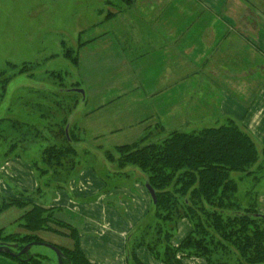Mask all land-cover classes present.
I'll return each instance as SVG.
<instances>
[{
    "label": "rangeland",
    "instance_id": "rangeland-1",
    "mask_svg": "<svg viewBox=\"0 0 264 264\" xmlns=\"http://www.w3.org/2000/svg\"><path fill=\"white\" fill-rule=\"evenodd\" d=\"M161 1L0 0V74L7 80L5 88L0 84V166L19 158H8L16 154L30 162H38L44 148L64 144V130L68 127L72 139L76 141L74 148L79 154L73 158H77L80 164L76 165L73 172L68 166L62 169L65 175L68 172L66 176L76 175L88 166L100 172L99 175L110 189L119 185L131 186L136 181L145 186L146 173L141 169L134 166L119 167V147L158 143L177 130L190 132L193 128L219 127L227 125L231 119L243 128L242 114H218L216 107L222 100H234L239 102V113L244 110L243 106L248 104L258 90L259 85L253 78L263 73L262 58L257 56V51H246V42L241 36L231 35L232 40L223 41L210 59V69L213 71L206 68L202 77H194V69L187 64L183 65V55L169 43H163L153 31L157 21H160L157 19L160 12L163 7H167V2ZM248 1H228L223 9L234 16L235 23L231 18L227 20L230 25L236 28L252 27L254 29L250 28L249 32L254 37L256 26L264 25L263 19L260 25L257 19L259 10L264 12V0ZM166 45L169 50L164 49L162 53L169 56L165 58V62L169 64L170 79L169 83L165 81L164 65L163 85L159 80V99L154 100L155 110L163 113L144 117V106L137 101L140 99L115 98L121 85L119 73L124 64L123 59L125 57L135 71H141L143 60L146 59L147 62L152 53L161 55V48ZM68 52L69 57L66 56ZM209 75L216 77L217 81L208 79ZM137 77L145 89L153 82L149 77ZM199 79L205 82L200 84ZM166 83L171 95H178L180 92L179 95L186 97V100L171 97L169 114L165 113V104L161 105V100L164 99L165 102V98L162 97L160 86L166 90ZM100 85V89H97ZM200 86L205 90L202 99L195 98L201 92ZM72 88L83 91L89 88L91 92L111 95L112 98L108 99L109 102L104 107H107L106 113L100 118L95 114L97 112L88 113L87 105L90 101L87 96L91 95L89 90L86 97L84 94V99L78 92L69 95L70 97L61 92ZM104 89L106 91H101ZM206 96L213 98L210 100ZM223 96L226 97L222 99ZM182 101H186V105L177 109L176 104ZM99 121L104 122L105 126L101 134L93 128ZM117 124L123 128L113 131L112 126ZM255 142L260 154V164L255 165V169L262 166L257 173V177L261 175V179L257 184L252 178L241 183L239 199L244 204L264 188V144L256 139ZM7 151L10 152L5 157ZM40 177L38 179L43 183L48 178L44 174ZM232 177L239 179L241 176L233 174ZM63 178L61 181L66 180ZM53 182L57 180L54 179ZM50 189L55 188L50 186L45 190ZM22 197L10 198L0 194V204L13 199L22 205H14L0 215L4 234L11 236L6 244L26 247L34 238L73 252L75 244L68 228L51 224L52 222L47 225L51 231L24 228L26 220L23 216L34 206L40 205L36 203L39 200L37 196ZM148 217L149 215L144 221ZM155 223V219L150 218L143 228H139L138 233L153 230L148 226ZM189 223L192 232L193 224ZM143 240L149 242L151 237L147 236ZM30 252L39 255L45 264H59L56 253L44 245H34ZM181 255L184 254L179 253L177 258ZM228 257H224V262L235 264L234 259L228 260ZM72 259V264L83 263L78 254Z\"/></svg>",
    "mask_w": 264,
    "mask_h": 264
},
{
    "label": "trees",
    "instance_id": "trees-1",
    "mask_svg": "<svg viewBox=\"0 0 264 264\" xmlns=\"http://www.w3.org/2000/svg\"><path fill=\"white\" fill-rule=\"evenodd\" d=\"M69 54L66 56L69 57ZM6 81L0 74L3 88ZM74 89L77 88L61 92L69 96L77 93ZM81 98L84 99V95L81 94ZM228 121L227 125L219 127L193 128L190 132L177 130L158 143L145 146L137 143L117 149L121 155L119 167L134 166L145 172V180L155 190L157 198L156 203L152 201L153 208L148 217V220L156 221L148 226L153 230L139 234V228L148 220L143 221L129 240V256L134 264H140L135 257V251L140 247L149 249L156 259L165 264H182L177 258L179 253L204 258L208 264H226V256L230 257L228 260L234 259L235 264H264V216L257 210V193L248 203L244 204L239 199V186L243 181L252 178L257 184L261 179L257 173L262 166L258 165V170L255 169L260 161L258 146L244 127L237 126L233 119ZM64 136L62 146H48L38 162L29 161L37 178L40 179L43 174L48 176L49 182L39 183V192L50 186H62L72 177L66 176L68 172L65 175L62 169L68 166L73 172L80 164L77 158H73L79 154L69 129L67 136L65 128ZM11 157L22 158L17 154L8 158ZM233 174L241 177L235 179ZM61 178L66 180L61 181ZM54 179L57 182H53ZM14 205L20 206L21 203L12 199L0 204V215ZM23 219L26 220L24 228L28 230L51 231L47 227L51 222L68 228L75 245L73 252L59 248L64 255L63 264H72L75 254L79 255L82 264H91L79 250L75 230L56 219L53 210L34 206ZM183 219H188L194 230L179 247H175L172 239ZM147 236L151 237L149 242L143 240ZM10 238L0 225V244L8 245L6 240ZM40 243L46 242L32 238L28 244ZM16 246L11 250L15 255H4L20 264H45L37 254H20L25 247Z\"/></svg>",
    "mask_w": 264,
    "mask_h": 264
},
{
    "label": "crops",
    "instance_id": "crops-1",
    "mask_svg": "<svg viewBox=\"0 0 264 264\" xmlns=\"http://www.w3.org/2000/svg\"><path fill=\"white\" fill-rule=\"evenodd\" d=\"M233 0H162L167 2V7H163L160 17L157 19V25L153 27L156 36L170 44L181 55H183V65H189L193 68L194 77L203 75V70L210 69V59L223 41H231V35L241 36L246 42V51H257V56L262 58L264 68V25L256 26L254 35L249 32L252 27L236 28L230 25L229 18L234 22V16L230 11L224 10V4ZM243 1V0H242ZM259 2V0H253ZM246 2H249L246 0ZM220 5V6H219ZM249 19V18H248ZM259 25L264 20V12L259 10L257 14ZM225 23V24H223ZM235 23V22H234ZM224 25V26H222ZM254 28H252L253 30ZM251 36V37H250ZM228 38H230L228 40ZM169 50L167 45L161 48V52L152 53L149 58L141 63V71H135L125 57L123 67L120 70L119 77L121 85L117 90L115 98H138V103L144 106L142 115H155L159 110H155L154 100L159 99L157 84L161 80L163 85V76L165 72L166 80L169 83V64L165 62L168 54L164 55L162 51ZM155 54V55H154ZM166 65L165 71L163 70ZM139 66V67H140ZM261 67V66H260ZM164 71V72H163ZM208 74V71L206 72ZM137 75L144 79H151L153 82L150 87L144 88L140 85ZM124 76V77H123ZM210 78L217 81V78L209 75ZM134 77V79H133ZM151 77V78H150ZM142 79V80H144ZM250 79V78H249ZM247 79L248 81H250ZM185 82L188 80L183 79ZM259 85L256 95L248 101V104L240 103L244 107L239 113V102H230L222 100L216 107V113L224 115L242 114L241 122L243 127L249 131L253 137L264 144V69L261 75L253 78ZM117 81V80H116ZM200 84L205 80L199 79ZM160 82V83H161ZM162 88L161 105L165 104V113L170 112V98L176 97L186 100L185 95H174L170 93V88ZM97 86V89H100ZM87 90L90 91L88 88ZM87 90L85 97L87 96ZM101 91H106L101 90ZM180 91V90H179ZM200 94L195 98L202 99L205 91L200 86ZM184 92V91H183ZM87 105L88 113L97 112L98 117L106 113L105 104L109 102L111 95L105 93L91 92ZM165 93V94H164ZM185 93V92H184ZM113 95V94H112ZM105 96V97H104ZM210 97V100L213 98ZM226 97L223 96L222 99ZM112 98V97H111ZM107 100L103 101L102 100ZM100 100V101H99ZM125 100V99H123ZM152 101V102H151ZM185 106L186 101L178 102L176 107ZM97 106V107H96ZM212 108V107H211ZM142 109V108H141ZM173 110V108H172ZM113 131H120L122 125L112 126ZM192 127V125H189ZM94 130L103 132L105 130L104 122H97ZM104 136V135H103ZM100 138V136H99ZM129 143V142H128ZM94 167H85L78 171L75 176L70 177L63 185L50 190L39 189V179L30 162L23 158H14L3 163L0 166V194L10 198L38 197V205L54 211L56 219L64 222L76 232L77 242L80 252L91 264H134L129 256V240L136 233L137 228L143 223L149 215L152 206V198L144 185L133 182L131 186H117L110 189L108 184L99 175ZM257 210L264 216V188L257 192ZM192 227L188 220H182L172 240L175 247L180 246L182 241L191 233ZM68 238V237H67ZM73 242V241H72ZM135 257L140 264H165L156 259L146 247L137 248ZM182 264H208L206 259L181 255L179 258ZM0 264H20L13 258L0 253Z\"/></svg>",
    "mask_w": 264,
    "mask_h": 264
},
{
    "label": "water",
    "instance_id": "water-1",
    "mask_svg": "<svg viewBox=\"0 0 264 264\" xmlns=\"http://www.w3.org/2000/svg\"><path fill=\"white\" fill-rule=\"evenodd\" d=\"M74 91L78 92V93H81L82 95L85 94V92L82 90V89H74ZM66 134L68 136V127L66 128ZM147 191L149 192L151 198H152V201L154 203H156V192L155 190L152 188V186L146 182V185H145ZM40 245H44L48 248H50L51 250H53L56 255H57V258H58V262L59 264H63V259H64V255L62 253V251L57 247V246H54L52 244H48V243H40ZM34 246V244H30L28 246H26L23 250H21L20 254H28L31 250V248ZM17 246L14 245V246H8V245H1L0 244V253L1 254H12V255H15L14 253L11 252V250L14 248H16Z\"/></svg>",
    "mask_w": 264,
    "mask_h": 264
}]
</instances>
